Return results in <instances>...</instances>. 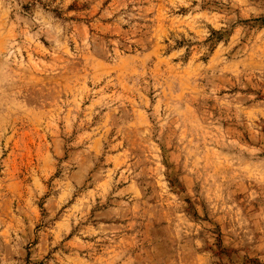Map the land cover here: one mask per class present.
Returning a JSON list of instances; mask_svg holds the SVG:
<instances>
[{
	"label": "rangeland",
	"instance_id": "rangeland-1",
	"mask_svg": "<svg viewBox=\"0 0 264 264\" xmlns=\"http://www.w3.org/2000/svg\"><path fill=\"white\" fill-rule=\"evenodd\" d=\"M0 264H264V0H0Z\"/></svg>",
	"mask_w": 264,
	"mask_h": 264
}]
</instances>
